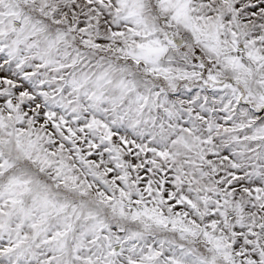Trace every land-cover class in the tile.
<instances>
[{
  "label": "snow or ice",
  "instance_id": "6c2138e0",
  "mask_svg": "<svg viewBox=\"0 0 264 264\" xmlns=\"http://www.w3.org/2000/svg\"><path fill=\"white\" fill-rule=\"evenodd\" d=\"M0 264H264V0H0Z\"/></svg>",
  "mask_w": 264,
  "mask_h": 264
}]
</instances>
